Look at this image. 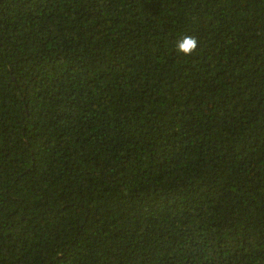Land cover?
I'll list each match as a JSON object with an SVG mask.
<instances>
[{"label":"trees","instance_id":"16d2710c","mask_svg":"<svg viewBox=\"0 0 264 264\" xmlns=\"http://www.w3.org/2000/svg\"><path fill=\"white\" fill-rule=\"evenodd\" d=\"M0 264H264V0H0Z\"/></svg>","mask_w":264,"mask_h":264},{"label":"clouds","instance_id":"9594fccd","mask_svg":"<svg viewBox=\"0 0 264 264\" xmlns=\"http://www.w3.org/2000/svg\"><path fill=\"white\" fill-rule=\"evenodd\" d=\"M200 46V41L195 35L185 34L180 40L176 41V52L184 57H191Z\"/></svg>","mask_w":264,"mask_h":264}]
</instances>
